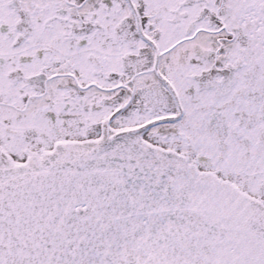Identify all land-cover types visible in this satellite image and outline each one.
<instances>
[{
    "label": "snow or ice",
    "instance_id": "6c2138e0",
    "mask_svg": "<svg viewBox=\"0 0 264 264\" xmlns=\"http://www.w3.org/2000/svg\"><path fill=\"white\" fill-rule=\"evenodd\" d=\"M0 264H264V0H0Z\"/></svg>",
    "mask_w": 264,
    "mask_h": 264
}]
</instances>
